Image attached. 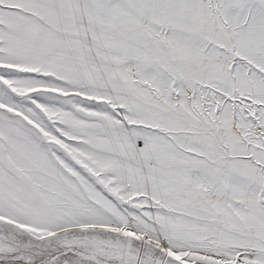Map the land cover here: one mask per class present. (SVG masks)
Returning a JSON list of instances; mask_svg holds the SVG:
<instances>
[{
    "label": "snow or ice",
    "instance_id": "1",
    "mask_svg": "<svg viewBox=\"0 0 264 264\" xmlns=\"http://www.w3.org/2000/svg\"><path fill=\"white\" fill-rule=\"evenodd\" d=\"M0 264H264V0H0Z\"/></svg>",
    "mask_w": 264,
    "mask_h": 264
}]
</instances>
